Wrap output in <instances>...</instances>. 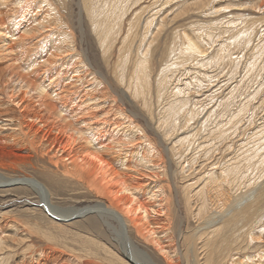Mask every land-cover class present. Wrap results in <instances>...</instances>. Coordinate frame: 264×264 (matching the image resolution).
Listing matches in <instances>:
<instances>
[{
	"label": "rangeland",
	"instance_id": "374dc122",
	"mask_svg": "<svg viewBox=\"0 0 264 264\" xmlns=\"http://www.w3.org/2000/svg\"><path fill=\"white\" fill-rule=\"evenodd\" d=\"M52 53L71 54L66 65L55 68L65 71L66 80L59 76L65 84L74 82L72 70L85 53L114 88L124 90L113 74L119 55H129L124 62L129 72L134 60H148L144 97L128 92L131 99L121 105L110 92L96 100L101 102L94 107L96 118H109L112 137L104 141L114 144L111 139L118 138L112 121L126 128L131 121L130 137L122 139L131 149L128 163L141 170L142 176H134L146 199L164 207L159 225L187 258L179 264H217V256L209 255L214 246L216 254L225 250L218 264H264V240L253 229L255 221L264 223V0H0V69L7 67L2 56L30 58L39 67ZM19 61L11 64L26 63ZM83 76L79 89L90 91L85 82L93 74ZM172 103L181 109L170 117ZM0 130L8 144L0 151V173L40 180L50 202L63 209L105 201L53 174L40 154L9 146V136L16 133L10 127ZM204 194L209 204L203 216L198 208ZM43 210L28 186L0 187V242L5 245L0 264H42L50 249L65 252L62 259L56 256L62 264H84L78 255L93 244L100 245L94 264H130L120 253L119 237L95 213L56 221ZM218 211L224 213L214 224L206 219ZM223 224L219 238L213 236L211 230ZM125 234L156 264H167L130 226ZM56 258L45 264H57Z\"/></svg>",
	"mask_w": 264,
	"mask_h": 264
},
{
	"label": "bare ground",
	"instance_id": "6f19581e",
	"mask_svg": "<svg viewBox=\"0 0 264 264\" xmlns=\"http://www.w3.org/2000/svg\"><path fill=\"white\" fill-rule=\"evenodd\" d=\"M160 29L158 28L157 32ZM190 45L197 50L199 49L194 41H190ZM127 56L129 55L127 54ZM127 56L121 57L119 55L113 72L125 90L114 88L103 73L92 67L85 53L79 57L77 62L79 66L76 65L75 70H72L74 82L67 84L59 79L61 74H63L62 79H67L65 71H56L55 68L58 63L63 66L66 65L68 58L71 57L69 53H52L42 60L43 62L39 67L34 66L30 58H22L18 55L1 57H6L4 63H7V67L0 69V129L10 127L12 130L10 131L16 133V135L9 136L12 142L9 146L17 147V151L26 149L40 154L39 160L47 161L53 168L51 170L53 174L78 185L80 188H85L88 193L96 194L104 198L105 201H96L84 207L71 206L63 209L50 202V193L44 183L28 176L12 178L0 173V187L7 188L15 184L28 186L40 197L43 211L56 221L67 220L76 214L82 216L87 212L95 213L108 229L116 234V239L119 237L120 242L118 239L116 241L119 244L120 253L130 264L156 263L125 234L126 226H130L139 237L149 241L154 249L159 251L160 256L167 264H179L180 258H184L186 263L187 258L185 255L183 257L177 240L171 239L167 230L162 229L161 226L163 225H159L158 216H160L161 211L163 212L164 207L157 203L155 205L146 199L142 192L141 182L134 176V173L141 175V170L138 167L133 168L128 163L131 159L127 153L131 149L124 146L122 139L130 137L126 131L133 127L131 121L128 123L129 128H126L127 125L123 126V123L118 120L111 122L113 130L119 133L118 135L114 133L118 138L111 139L114 143L111 144L110 141L107 143L104 141L112 137L107 129L109 118L101 120L96 118L99 113L95 111L94 107L101 104L96 100L103 99L105 94L113 93L117 102L122 105L124 100L129 99L130 96L134 98L144 97L145 92H147L149 84L148 60H134L132 71L129 72L126 67L128 63H124L125 60L129 62ZM19 59H21L20 63L26 59V63L23 66L11 64ZM0 63L3 62L0 61ZM19 68L21 69L19 70ZM85 72L93 74V79H90L91 82H85L86 86H91L93 89L90 88L91 90H89L98 91V94H91L88 90L82 92L79 89H82L80 83L83 81ZM78 82L80 83L78 84ZM98 86L102 88L99 89ZM101 89L104 91L100 94ZM80 92L81 94H79ZM92 100L95 102L90 104L89 102ZM170 107V117L181 109L180 104L172 103ZM5 139L7 138L4 135H0V151L2 152L8 145ZM28 155L30 154L28 153ZM156 165L157 163L152 164L153 167ZM150 175L153 176L154 174ZM191 197V195L186 197V203L189 207ZM200 200L198 212L204 216L207 213L209 199L204 194ZM224 211L209 213L206 219H210L209 222H212ZM42 215L39 217L42 218ZM231 218L232 216L229 219ZM216 221H213V224ZM222 222L227 223L223 219ZM257 222L255 221L253 224V229H256L254 232L262 236L264 240V223L257 225ZM154 224L155 226H153ZM224 224L213 228L211 230L212 235L219 238L224 229ZM46 233L48 232L45 231ZM180 233L181 231H179ZM247 236L251 239L252 232L250 231ZM219 241L221 243V237ZM4 246L0 242V249ZM102 248L107 249L105 246ZM99 249L100 245L98 244H93L90 247L85 246L82 250L83 253L78 256L85 258L84 264H94V258H96ZM47 251L43 253L44 260L47 262H52L51 259L56 258V256L62 259L65 255V252L58 250L57 254V251L53 249ZM223 251L216 254L218 250L214 246L209 255L214 256L212 258L217 256L218 260L214 262L221 263L220 260L225 256V250ZM105 252L107 253V251ZM109 253L112 255V252ZM58 258H56L57 264H62L61 259ZM69 259L76 260L73 256ZM45 261H42V264H45Z\"/></svg>",
	"mask_w": 264,
	"mask_h": 264
}]
</instances>
